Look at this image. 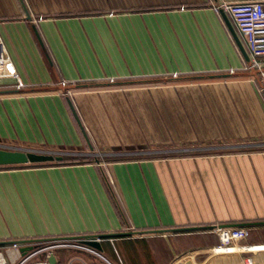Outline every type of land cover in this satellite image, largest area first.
<instances>
[{"label": "crops", "instance_id": "0c3cea01", "mask_svg": "<svg viewBox=\"0 0 264 264\" xmlns=\"http://www.w3.org/2000/svg\"><path fill=\"white\" fill-rule=\"evenodd\" d=\"M247 1L264 3L0 0V35L23 83L19 89L169 79L0 93L2 149L130 156L0 169V244L69 237L82 243L102 235L100 252L57 248L54 264H88L84 250L106 264L114 263L102 251L117 264H171L186 251L216 244V226L242 227L250 242H264L252 240L264 237V91L240 74L246 59L213 10ZM211 75L228 76L183 78ZM15 84L0 79V90L18 89ZM151 150L162 153L141 156ZM254 258L264 263V253Z\"/></svg>", "mask_w": 264, "mask_h": 264}, {"label": "built area", "instance_id": "2783aa9c", "mask_svg": "<svg viewBox=\"0 0 264 264\" xmlns=\"http://www.w3.org/2000/svg\"><path fill=\"white\" fill-rule=\"evenodd\" d=\"M216 13L223 11L232 19L238 32L242 36L246 50L250 56V63L246 64L245 71L257 70V78L250 75L252 80L259 84L258 91H264V3L263 2H236L221 3L213 6ZM14 79L16 88H22L23 83L15 69L13 61L7 52L0 35V79ZM172 78H176L173 75ZM68 90L66 93H69ZM212 233L217 238V243L205 247L191 249L177 256L171 264H218L216 259L228 255H245L237 263L224 264H256L254 254L264 253V242L256 243L248 240L249 232L242 227L216 226ZM85 238V237H84ZM101 236H95L94 240L100 242ZM74 240V239H73ZM76 240V239H75ZM83 240V239H80ZM32 248L21 251V247ZM76 247L92 253L97 251L82 243H74L68 239L32 240L17 242L11 241L0 244V264H51L48 257L57 248ZM45 254L44 261H37V257ZM264 264V263H263Z\"/></svg>", "mask_w": 264, "mask_h": 264}, {"label": "water", "instance_id": "95a60500", "mask_svg": "<svg viewBox=\"0 0 264 264\" xmlns=\"http://www.w3.org/2000/svg\"><path fill=\"white\" fill-rule=\"evenodd\" d=\"M220 13L223 15L226 24L232 33L235 41L237 42L243 56L246 59L247 64L250 63V60L247 56V53L245 52L241 42L237 38L235 31L230 24V22L227 19L226 14L223 11H220ZM257 70H251V71H245L244 73H240L241 75H254L257 78ZM230 75H234V73H230ZM228 75H211L206 77H183L184 79H199V78H221L226 77ZM169 79H142V80H125V81H105L101 83H81V84H64L62 82H59L58 85L53 87H44V88H38V89H13V90H0V93H6V92H22V91H31V90H52V89H60V90H72V89H78V88H89V87H99V86H122V85H131V84H139V83H145V82H159V81H167ZM70 109L72 111V114L80 127L81 132L83 133V136L86 139V142L88 143L90 149H92V146L89 143V139L87 137V134L85 132L84 127L81 124V121L70 101H68ZM61 157L55 156L53 153L49 152H39V151H33V150H21V149H2L0 148V166H7V165H26V164H40V163H46V162H53L60 160ZM102 236V235H97ZM72 240L76 237H69ZM95 235H88L84 238L85 245L95 249L96 251H101L102 247L99 242L94 240ZM29 240H18L17 242H24ZM31 246H25L21 247V251L24 253L25 251L31 249ZM49 263L54 264L55 260L53 255L49 257ZM185 264H191L190 261H187Z\"/></svg>", "mask_w": 264, "mask_h": 264}, {"label": "rangeland", "instance_id": "374dc122", "mask_svg": "<svg viewBox=\"0 0 264 264\" xmlns=\"http://www.w3.org/2000/svg\"><path fill=\"white\" fill-rule=\"evenodd\" d=\"M182 152H185V151H182V150H169L167 151L166 153L167 154H179V153H182ZM162 152H157L156 150H151V151H148L146 154H143L141 156H157L159 154H161ZM53 154L55 156H59L61 157L60 160H57V161H61V162H66V161H71V160H65L66 159H69V158H73V159H79V160H92L94 158H98V159H107V160H116V159H121V158H125L126 156H129V155H121L119 153H116L113 152V154H106L104 152H100V151H95V152H91L89 154H81V153H78V152H66V151H53ZM130 157V156H129ZM258 235V234H257ZM262 235V234H261ZM252 240H255V241H264V237L263 236H254L252 237ZM212 241H211V237H207L206 238V241H205V244H211ZM182 247V245H181ZM102 254L107 257L112 263L114 264H117L115 260L112 259V257H110V255L108 254V252L106 251H102ZM82 257H83V260L88 263V264H106L104 261H102L101 259L95 257L93 254L87 252V251H83L82 252ZM62 260L63 257L61 258Z\"/></svg>", "mask_w": 264, "mask_h": 264}, {"label": "trees", "instance_id": "16d2710c", "mask_svg": "<svg viewBox=\"0 0 264 264\" xmlns=\"http://www.w3.org/2000/svg\"><path fill=\"white\" fill-rule=\"evenodd\" d=\"M125 158H129V157H125ZM96 159V158H94ZM86 160V159H82L79 160L77 159H73V158H69L65 160H71V161H66V162H61V161H53V162H46V163H40V164H26V165H7V166H0V169H16V168H21V167H25V166H36V167H41V166H53V165H67V164H78V163H86V162H93V160ZM98 160V159H96Z\"/></svg>", "mask_w": 264, "mask_h": 264}]
</instances>
